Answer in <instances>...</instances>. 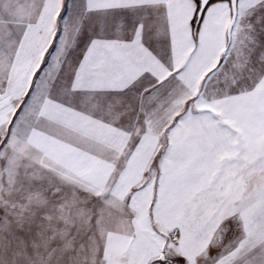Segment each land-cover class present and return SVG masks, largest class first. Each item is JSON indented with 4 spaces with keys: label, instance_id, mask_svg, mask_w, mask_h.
Wrapping results in <instances>:
<instances>
[{
    "label": "snow or ice",
    "instance_id": "1",
    "mask_svg": "<svg viewBox=\"0 0 264 264\" xmlns=\"http://www.w3.org/2000/svg\"><path fill=\"white\" fill-rule=\"evenodd\" d=\"M0 264H264V0H0Z\"/></svg>",
    "mask_w": 264,
    "mask_h": 264
}]
</instances>
